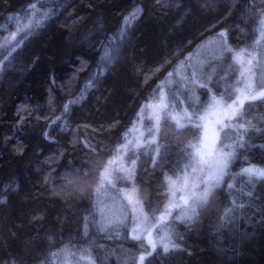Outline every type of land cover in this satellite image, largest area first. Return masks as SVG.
Wrapping results in <instances>:
<instances>
[{
  "label": "trees",
  "instance_id": "obj_1",
  "mask_svg": "<svg viewBox=\"0 0 264 264\" xmlns=\"http://www.w3.org/2000/svg\"><path fill=\"white\" fill-rule=\"evenodd\" d=\"M31 2L0 0V35L15 31V19L9 21L7 17L9 14L22 16L21 10ZM180 2L184 8L177 9L175 5ZM206 2L160 0V4L171 3L168 8L157 5V0H59L55 5H44L61 11L39 35L26 43L11 70L0 74V197L7 198V203L0 204V264H8L12 257L21 256L25 257V264H57L58 257H52L51 253L65 245L74 252L90 249L95 264H137L142 250L140 243L128 238L126 230L122 233L99 230L98 213L91 214L95 193L66 192L61 187L64 183L61 176L72 163L90 171L88 180L95 188L99 171L115 154L117 144L124 143L122 134L137 122L141 107L158 97L161 85L171 100V93L180 90V81L171 79L172 83L167 84L168 73L180 68V62L189 53L193 54L206 38L217 36L227 28L228 42L234 49L248 50L253 46L259 35L254 31L259 17L252 16L251 12L259 9L261 0H216L217 6L212 9L201 7ZM253 3L256 9L250 11ZM138 6H143L145 11L130 28L131 39L125 45L122 64L101 78L82 104L72 108L69 117L72 133L58 134L50 130L59 143L44 140L48 123L45 118L53 114L49 109L50 90L55 97V114H59L60 106L74 98L96 71L99 58L96 41H106L120 27L123 17ZM185 9H191V14L185 16ZM101 25L103 32H98ZM5 27L7 31H3ZM227 57L231 60V54ZM81 60L85 62L83 67ZM52 77H55V87L51 84ZM220 87L214 90L221 91ZM18 108L22 109L19 115ZM245 112L238 123L251 120L258 127H264V102L246 104ZM21 120L24 121L22 129ZM112 121H118V125L109 129ZM84 126H88L87 132ZM74 134L88 140L99 155L87 152L80 144L74 145ZM196 134L189 131L185 139H192ZM250 143L264 145V138L256 134ZM246 157L253 164L264 165V148L250 147L241 152L231 168L233 173L248 166L243 162ZM97 161L101 168L95 167ZM169 169L170 165L165 164L153 171L147 150L141 149L135 184L141 189L140 198L146 211L163 209L168 198L162 195V179L165 172L173 175ZM45 176H48L47 182ZM246 180V177H237L234 181L228 178L237 188L253 190ZM6 184L10 185L7 191ZM17 184L20 191L14 192L12 189ZM226 192L225 186L216 203L202 217V226L189 232L182 225H173L185 238L182 247L193 255L176 251L164 256L158 248L157 254L150 258L151 264H264V225L249 222L253 209L237 211L235 225L229 224L220 232L213 227L228 202ZM255 192L258 196L264 195V183L256 181ZM235 195L239 197V193ZM237 203L246 204L247 199H237ZM34 216L41 218L36 221ZM85 217L88 218L87 236ZM259 219V215L254 217V221Z\"/></svg>",
  "mask_w": 264,
  "mask_h": 264
},
{
  "label": "snow or ice",
  "instance_id": "obj_2",
  "mask_svg": "<svg viewBox=\"0 0 264 264\" xmlns=\"http://www.w3.org/2000/svg\"><path fill=\"white\" fill-rule=\"evenodd\" d=\"M57 3L59 0H33L21 10L22 16L14 17L9 14L7 19L16 21L15 31L0 35V74L11 70V66L26 43L39 35L48 22L61 11L60 8L44 5ZM157 5L163 8L172 6L171 3L160 4V0H157ZM215 6H217L216 0H207L201 5L202 8L207 9ZM175 7L184 8V3H177ZM252 9H256L255 3L250 6V11ZM144 11L143 6L134 8L123 17L120 27L108 35L106 41H96L99 44L96 71L85 81L84 86L74 98L60 106L59 114H55L53 107L55 97L50 90L49 109L53 114L50 118H45L48 123L43 132L44 140L59 143L51 135L50 130L57 131L58 134L73 132L69 119L72 108L82 104L87 99L88 93L96 89L100 79L122 64L125 45L130 43L131 39L130 28L135 21L142 18ZM191 12V9H185L184 15H190ZM251 15L259 17L257 27L254 29L259 35L253 42V47L264 48V0H261L259 9L252 11ZM3 31H7V27ZM97 31L103 32L102 25ZM228 34L229 30L225 28L217 33L214 39L210 38L203 45H198V49H205L206 55L203 59L190 63L192 54L189 53L180 62L182 71L186 73L188 69H191V74L180 77V90L171 93V100L165 93L164 87L158 86V97L143 105L137 113V122L142 123L145 112L148 113V119L152 122V126L147 129V136L145 131L137 128L136 122H133L132 127L122 134L124 143L117 144L115 154L103 164L96 179L95 188H92L88 180L90 171L77 168L72 163L66 166L68 170L61 176L64 181L62 190L69 193H95L96 199L91 214L100 215L99 230L103 231L108 224L125 227L129 232L128 238L140 243L142 250L138 255L137 264H151L150 258L157 254L158 248L162 249L164 256L176 251L187 252L189 256L193 255L186 247H182L185 238L175 231L173 225H182L189 232L202 226V217L216 203L219 194L224 192L225 186L228 202L224 205L218 222L213 225L216 231L220 232L229 224L235 225L237 211L242 213L246 208L254 210L252 217L248 218L249 222L264 225V195L258 196L255 192V182L264 183V165L253 164L246 157L243 162L248 165L247 167L241 168L238 173L231 171L234 163L238 162L241 152L248 151L250 147L264 148V145L257 146L250 143L256 134L264 138V127H258L251 120L237 122L246 115V104L264 102V72L259 77L256 75L253 67L260 61L247 49L239 51L234 49L228 42ZM229 54H231L232 63L224 67L222 62ZM84 65L85 62L81 60V66ZM237 67L239 76L235 83L227 84L230 75L234 74ZM168 76L172 77L173 73L169 72ZM221 82H225L227 86L222 91H215L214 89L218 88ZM51 84L55 87V77L51 78ZM197 90H201L203 94L198 95ZM182 94L184 99H181ZM185 100H187V106H184ZM178 106H180L179 111L176 110ZM21 111L22 109L18 108L17 115ZM169 123L172 127H165ZM23 125L24 121L21 120V129ZM117 125L118 121H112L109 123V129ZM84 130L87 132L88 126H84ZM95 131L93 129V132ZM189 131L197 134L192 139H185V133ZM225 140H231V143H225ZM73 143L82 145L93 155H99L96 148L88 140H81L78 134H74ZM141 149L147 150L153 171L158 166L168 164L169 170L173 173V175L163 173L162 195L168 199L162 210L149 208L146 211L144 202L140 198L141 189L135 184ZM16 150L19 151V147ZM129 153L136 158L132 159ZM60 155H63V152ZM173 155L176 159L170 160L169 157ZM95 167L101 168L99 161L95 163ZM147 171L145 169V172ZM229 177L233 181L237 177H246L247 185L253 190L244 191L243 187L237 188L234 183L228 182ZM44 179L47 182L48 176ZM122 181L132 182V187L117 188V183ZM4 187L7 191L10 185L6 184ZM12 190L20 191L19 185L17 184V187ZM235 193H239V197ZM242 198L247 199L246 204L237 203V199ZM105 200L110 201V204H106ZM257 200L260 201L259 204L256 203ZM4 203H7V198L0 197V204ZM257 215L260 219L254 221ZM40 218L33 217L36 221ZM129 223L130 228H128ZM87 233L88 218L85 217V236ZM144 241L147 243L145 244ZM51 256L62 257V264H95L88 248L74 252L65 245L58 252L51 253ZM8 264H25V257H12Z\"/></svg>",
  "mask_w": 264,
  "mask_h": 264
},
{
  "label": "rangeland",
  "instance_id": "obj_3",
  "mask_svg": "<svg viewBox=\"0 0 264 264\" xmlns=\"http://www.w3.org/2000/svg\"><path fill=\"white\" fill-rule=\"evenodd\" d=\"M215 37L216 36H211L209 38H206L203 42H201L200 45H203L210 38H213L214 39ZM208 51H210V49H208ZM247 51L250 52V53H252V55L256 56L257 60L260 61L259 64H256L253 67V71L259 77V75L262 72H264V48H259V47H253L252 46ZM205 55H206L205 49H198V47H197V49L195 50V52L192 54V61H190V63H194L197 59H203ZM246 59H247V57H246ZM231 63H232V61L230 59H228V57L226 56L224 58L223 62H222V65L224 67H227V65L228 64H231ZM190 74H191V69L190 70L188 69L187 72L185 73L184 71H182V69L180 67V68L175 69L173 71V76L172 77H168L166 83L169 80L171 81V79H173V80H179L180 81V77L181 76H183V75H189L190 76ZM238 76H239V71L237 70V72L235 74L230 75L231 80L229 82L227 81V84H234ZM227 84H225V82H221L220 85H219V86H221L220 87V90L222 91L227 86ZM198 91L199 92L197 94H199V93L202 92L201 90H198ZM178 107L180 109V106H178ZM176 110L179 111L178 109H176ZM140 123H137L136 122L137 128H141L142 130H144L145 131V136H147V129L152 126V122L148 119V113L147 112H145L144 119H143L142 123L141 124ZM129 138L131 139L132 137L130 136ZM225 143H231V140H225ZM142 151H143V149H142ZM129 156L132 159H134V156L135 155H133L132 153H129ZM126 162H128V161H126ZM131 187H132V182H123L122 181V182H118L117 183V188L125 189V188H131ZM110 195H111V193H110ZM105 203L106 204H110V201L105 200ZM100 221H101V217L98 214V217H97V225H99V222ZM105 223H107V218H105ZM130 226L131 225L129 223L128 228H130ZM111 230L118 231V232L122 233V232H124V230H126V228L125 227H115L112 224H108V226L103 231L108 232V231H111ZM126 232L129 235V232L127 230H126ZM62 262H63V258L62 257H58L57 264H62Z\"/></svg>",
  "mask_w": 264,
  "mask_h": 264
}]
</instances>
